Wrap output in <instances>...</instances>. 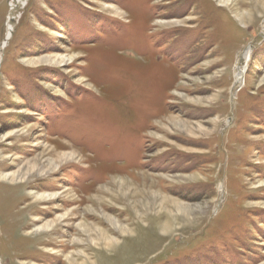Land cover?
Here are the masks:
<instances>
[{"label":"rangeland","instance_id":"obj_1","mask_svg":"<svg viewBox=\"0 0 264 264\" xmlns=\"http://www.w3.org/2000/svg\"><path fill=\"white\" fill-rule=\"evenodd\" d=\"M81 256L264 264V0H0V264Z\"/></svg>","mask_w":264,"mask_h":264},{"label":"bare ground","instance_id":"obj_2","mask_svg":"<svg viewBox=\"0 0 264 264\" xmlns=\"http://www.w3.org/2000/svg\"><path fill=\"white\" fill-rule=\"evenodd\" d=\"M15 1H17L18 3H20V2H22L23 0H15ZM10 33H11V29L9 28L8 30H7V36L8 37H10ZM7 39H9V38H7ZM65 57H66V55H62L61 57H60V59H61V61H63V60H65ZM249 57H250V47H247L244 51H243V53H242V56H241V58H242V60H243V62H247L248 61V59H249ZM69 60H71L72 58H73V56L72 55H70V56H68L67 57ZM244 72H245V67L244 66H240L239 68H237V72H236V74H235V81H238V82H242V79H243V75H244ZM74 150L73 151H71L70 152V154L72 155V154H74ZM74 156V155H73ZM65 157V156H64ZM70 157V156H69ZM54 195V194H53ZM53 195H51L50 196V198H52V196ZM55 196V195H54ZM47 226L49 225V224H46ZM103 233V232H102ZM100 234V233H99ZM81 252V251H80ZM82 253V252H81ZM85 254V253H84ZM86 255V254H85ZM79 259H80V262H78L77 261V259H72V260H70V263L72 262V264H85V259H86V256H81V257H79Z\"/></svg>","mask_w":264,"mask_h":264}]
</instances>
